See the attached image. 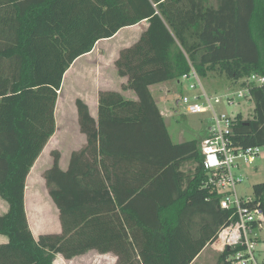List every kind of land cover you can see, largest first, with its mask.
<instances>
[{"label":"trees","instance_id":"1","mask_svg":"<svg viewBox=\"0 0 264 264\" xmlns=\"http://www.w3.org/2000/svg\"><path fill=\"white\" fill-rule=\"evenodd\" d=\"M147 24L115 67L122 92H102L97 120L76 102L87 145L66 171L45 173L62 235L35 241L25 211L27 179L57 130L64 76L97 43ZM195 72L254 87L249 120H234L237 146L264 145V0H0V264H54L89 252L117 264H194L228 223L204 189L201 143H172L151 89ZM136 100H126L123 92ZM264 195V184L254 187ZM228 253L219 256L226 262Z\"/></svg>","mask_w":264,"mask_h":264},{"label":"crops","instance_id":"2","mask_svg":"<svg viewBox=\"0 0 264 264\" xmlns=\"http://www.w3.org/2000/svg\"><path fill=\"white\" fill-rule=\"evenodd\" d=\"M146 30L147 24L142 23L122 30L110 40L97 43L94 50L78 59L64 76L56 108V134L26 182L25 211L35 241L45 235H62L59 210L50 198L45 173L53 165L54 152L61 154V169L66 171L73 153L80 152L87 145L86 137L80 132L76 102L80 100L86 104L91 117L97 120L100 94L122 92L127 85V79L118 76L116 61L121 52L134 46ZM123 96L126 100H136L132 92H123ZM8 210V205L0 199V216L6 215ZM8 242L7 238L0 236V246ZM89 256L94 259H87ZM54 264H117V259L112 254L100 255L92 251L72 261L57 256Z\"/></svg>","mask_w":264,"mask_h":264},{"label":"built area","instance_id":"3","mask_svg":"<svg viewBox=\"0 0 264 264\" xmlns=\"http://www.w3.org/2000/svg\"><path fill=\"white\" fill-rule=\"evenodd\" d=\"M183 81L188 84L190 94L183 96L179 106H183L190 115H212L213 126L208 137L201 142L203 168L208 175L204 189L217 192L221 197L220 209L230 214L228 223L209 247L219 256L228 253V264H264V260L257 261L264 259V195L258 196L253 190L250 198H242L237 192L246 181L245 172L264 156V145L251 148L237 146L233 139L235 118L218 115L215 111L216 107L224 104L247 103L254 87L236 89L225 97L209 98L195 72L185 76ZM250 83L264 88L263 77L252 76Z\"/></svg>","mask_w":264,"mask_h":264},{"label":"rangeland","instance_id":"4","mask_svg":"<svg viewBox=\"0 0 264 264\" xmlns=\"http://www.w3.org/2000/svg\"><path fill=\"white\" fill-rule=\"evenodd\" d=\"M201 84L209 98L225 97L235 90L224 77L218 74H212L208 78L201 79ZM186 85L188 84L179 86L176 82H171L157 86L151 91L165 118V125L174 145L194 141L201 143L208 137L209 129L213 126L211 114L194 116L188 114L183 106H177V102H181L184 95L190 94L187 92ZM215 111L218 115L225 114L233 119L241 115L244 120H249L253 114V107L246 102L237 101L233 106L224 104L216 107ZM245 175L246 181L238 188L237 192L242 198H250L254 187L264 184V156L252 168H249ZM218 258L219 255L208 246L194 264H218ZM87 259H94V257L89 256ZM262 260L264 259H257L259 263Z\"/></svg>","mask_w":264,"mask_h":264},{"label":"water","instance_id":"5","mask_svg":"<svg viewBox=\"0 0 264 264\" xmlns=\"http://www.w3.org/2000/svg\"><path fill=\"white\" fill-rule=\"evenodd\" d=\"M180 102H177V106H179Z\"/></svg>","mask_w":264,"mask_h":264}]
</instances>
